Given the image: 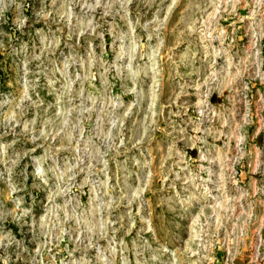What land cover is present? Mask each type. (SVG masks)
Here are the masks:
<instances>
[{
    "label": "rangeland",
    "instance_id": "1",
    "mask_svg": "<svg viewBox=\"0 0 264 264\" xmlns=\"http://www.w3.org/2000/svg\"><path fill=\"white\" fill-rule=\"evenodd\" d=\"M0 264H264V0H0Z\"/></svg>",
    "mask_w": 264,
    "mask_h": 264
}]
</instances>
